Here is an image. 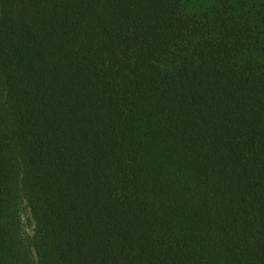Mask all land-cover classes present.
Returning <instances> with one entry per match:
<instances>
[{
  "label": "trees",
  "instance_id": "trees-1",
  "mask_svg": "<svg viewBox=\"0 0 264 264\" xmlns=\"http://www.w3.org/2000/svg\"><path fill=\"white\" fill-rule=\"evenodd\" d=\"M0 264H264V0H0Z\"/></svg>",
  "mask_w": 264,
  "mask_h": 264
}]
</instances>
